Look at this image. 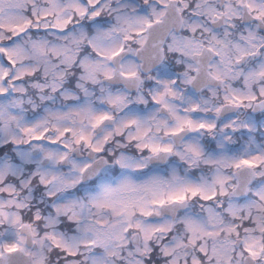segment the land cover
I'll list each match as a JSON object with an SVG mask.
<instances>
[{
  "label": "snow or ice",
  "instance_id": "1",
  "mask_svg": "<svg viewBox=\"0 0 264 264\" xmlns=\"http://www.w3.org/2000/svg\"><path fill=\"white\" fill-rule=\"evenodd\" d=\"M0 264H264V0H0Z\"/></svg>",
  "mask_w": 264,
  "mask_h": 264
}]
</instances>
